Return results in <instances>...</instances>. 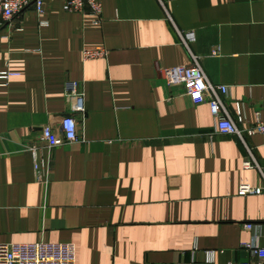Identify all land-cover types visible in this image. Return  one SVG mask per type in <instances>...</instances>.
Instances as JSON below:
<instances>
[{"label":"crops","instance_id":"0c3cea01","mask_svg":"<svg viewBox=\"0 0 264 264\" xmlns=\"http://www.w3.org/2000/svg\"><path fill=\"white\" fill-rule=\"evenodd\" d=\"M64 1L0 25V71L18 74L0 84V244L71 243L75 264H255L241 246H264V143L249 133L264 118V0H98L99 23ZM194 57L226 86L242 138L167 84L163 70ZM67 80L83 96L80 137L48 146ZM248 149L258 167L242 166Z\"/></svg>","mask_w":264,"mask_h":264},{"label":"built area","instance_id":"2783aa9c","mask_svg":"<svg viewBox=\"0 0 264 264\" xmlns=\"http://www.w3.org/2000/svg\"><path fill=\"white\" fill-rule=\"evenodd\" d=\"M44 0H0V25L10 22L14 16L22 11L26 6L33 4L38 14L44 11ZM88 6L94 22L99 23L101 18V4L98 0H65L64 7L69 12H81ZM183 43L187 46L189 40L193 41V33L187 35V39L182 37ZM103 49H84L83 60L103 57ZM168 85L182 86L184 93L195 104L206 102L209 105L211 115L215 121L216 130L223 134H235L242 138L243 132L237 128L236 123L228 114L222 95L226 92V86L211 84L201 68L197 58L187 65L174 66L163 70ZM18 74L9 70L0 71V84H5L9 78ZM65 101L69 113L65 114L60 121L59 130H54L50 126L42 128V140L48 146H55L64 142H72L79 139V119L74 113H83V96L78 90V84L74 81H66L64 84ZM238 119L242 113V104H236ZM250 134L257 133L262 136L264 143V118L257 116L255 124L249 131ZM35 159V172L37 179H41L45 173V165L36 161L35 148L31 149ZM242 166L246 169L258 167L251 150L243 160ZM263 190L261 187H251L242 184L239 188V195L257 194ZM246 230L256 229L255 224H244ZM248 254L255 259V264H264V246H260L255 241L243 243L241 246ZM75 246L66 242H31V243H2L0 244V264H75ZM216 251H204L205 261L213 262ZM190 264V263H188ZM230 264V263H229ZM241 264H251L244 261Z\"/></svg>","mask_w":264,"mask_h":264}]
</instances>
